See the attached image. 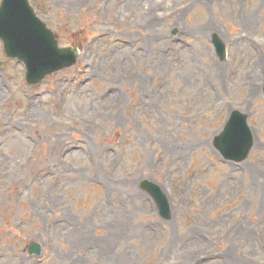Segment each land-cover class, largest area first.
<instances>
[{
    "label": "rangeland",
    "instance_id": "rangeland-1",
    "mask_svg": "<svg viewBox=\"0 0 264 264\" xmlns=\"http://www.w3.org/2000/svg\"><path fill=\"white\" fill-rule=\"evenodd\" d=\"M30 3L79 54L28 85L0 40V264H264V0ZM232 109L239 162L212 145Z\"/></svg>",
    "mask_w": 264,
    "mask_h": 264
},
{
    "label": "water",
    "instance_id": "water-1",
    "mask_svg": "<svg viewBox=\"0 0 264 264\" xmlns=\"http://www.w3.org/2000/svg\"><path fill=\"white\" fill-rule=\"evenodd\" d=\"M0 39L5 55L23 62L28 84H36L46 75L73 65L78 54L76 48L58 45L55 34L35 14L28 0H0ZM212 43L223 59L225 46L216 34ZM214 145L225 159L244 160L253 145L247 115L233 110L221 132L214 137ZM140 186L153 198L159 214L168 218V200L160 187L148 180H143ZM29 253L39 255L41 245L32 243Z\"/></svg>",
    "mask_w": 264,
    "mask_h": 264
},
{
    "label": "bare ground",
    "instance_id": "bare-ground-1",
    "mask_svg": "<svg viewBox=\"0 0 264 264\" xmlns=\"http://www.w3.org/2000/svg\"><path fill=\"white\" fill-rule=\"evenodd\" d=\"M145 102V101H144Z\"/></svg>",
    "mask_w": 264,
    "mask_h": 264
}]
</instances>
